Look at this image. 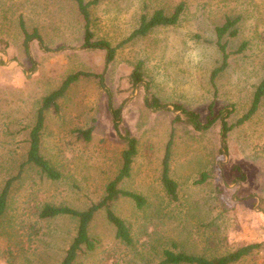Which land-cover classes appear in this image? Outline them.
Returning <instances> with one entry per match:
<instances>
[{"label":"rangeland","instance_id":"374dc122","mask_svg":"<svg viewBox=\"0 0 264 264\" xmlns=\"http://www.w3.org/2000/svg\"><path fill=\"white\" fill-rule=\"evenodd\" d=\"M180 3L176 24L124 43L106 64L104 50L82 45L83 19L71 0H0V190L16 177L0 218V264L60 263L77 219L39 212L45 204L83 210L100 200L120 168L124 133L137 139V153L118 186L146 202L138 208L120 197L111 208L132 242L120 241L99 209L88 225L94 248H82L73 264H156L165 248L211 258L255 242L260 247L233 264H264V96L250 119L227 132L224 147L221 135L223 122L247 112L264 74V0H100L90 7L91 29L116 45L142 14H171ZM19 16L42 37L29 41V54ZM226 20L235 32L223 36L228 65L213 87L222 63L215 29ZM139 62L143 81L133 85ZM78 70L101 73L105 88L97 77H80L44 111L39 151L60 173L51 180L25 164L29 132L42 97ZM153 98L162 106H151ZM185 113L215 122L197 130ZM90 126L89 138L78 132ZM170 137L176 200L160 180Z\"/></svg>","mask_w":264,"mask_h":264},{"label":"trees","instance_id":"16d2710c","mask_svg":"<svg viewBox=\"0 0 264 264\" xmlns=\"http://www.w3.org/2000/svg\"><path fill=\"white\" fill-rule=\"evenodd\" d=\"M75 3L77 12L83 19V36H82V45L88 48H98L105 51V62L110 63L118 48H120L124 43L132 40L135 37L146 35L152 28L157 26H165V25H174L178 22L182 11L184 10L183 3L178 4L171 14H165L163 10H155L150 16L146 14H142L140 17V21L138 26L133 29V31L121 42L116 45H112L105 39L95 38L93 31L91 29V13L90 7L96 5L100 0H71ZM234 21L226 20L221 26L216 27V45L222 53V63L221 65L214 69L211 74V84L215 87L213 80L217 76V74L222 71L228 65L229 52L227 51V42L223 40V36L226 33L231 35L234 34L235 30H230ZM19 29L23 35V47L27 54H29V41L32 38L38 39L40 42L42 41V37L38 34L37 30L34 29L32 32H29L26 28L25 21L22 16H19L18 19ZM244 45H242L238 51L243 49ZM141 63L136 64L134 69L130 74V79L133 85L140 83L143 81V76L141 73ZM97 77L99 82L103 88L104 86V78L101 73H92L87 71H74L67 74L64 79L61 81L59 86L53 90H51L48 94L42 97L40 105L36 111L34 124L29 132L28 139V150L26 153L25 164H33L39 168L40 172L43 173L47 178L51 180L58 179L60 177V173L57 169H55L48 160H46L39 151L40 145V135L41 130L44 126V111L53 106L56 108V100L64 95L69 86L77 81L80 77ZM264 96V74L256 86L255 91L253 93V98L248 108L247 112L244 113L241 117L237 119V121L233 125H227L223 122L221 135H222V143L223 147L225 145L224 138L226 137L227 132L236 125L242 124L244 121L250 119L252 115L257 111L259 104ZM151 106L160 107L162 106L160 102L153 98L150 103ZM210 104V110H211ZM183 109L179 106H175V111H182ZM183 112V111H182ZM118 111H115L117 114ZM184 113V112H183ZM188 119L191 120L192 125L197 130H206L210 128L215 122V117L208 116L204 123L197 120L195 116L189 115L185 113ZM178 115L174 116V120L179 119ZM115 127L117 125L115 124ZM93 130V127L90 126L85 130H79L85 138L90 137V133ZM120 137L125 141V148L121 151V165L117 172V174L106 184L104 189V194L100 200L97 202H92L86 209L78 210L66 205H51L45 204L41 211L39 212V216L42 218L54 217L58 215H67L70 217H74L77 219V229L74 237L72 238L69 246L67 247L61 261L59 264H73L77 254L82 248L87 250H92L94 248V241L88 236V225L94 214L99 209H104L107 220L114 225L115 227V235L125 244H131L132 237L129 231L128 226L117 216L111 208V205L114 201L119 199L120 197H128L132 199L135 205L138 208H141L145 204V198L134 191L124 190L118 186L120 181L124 178L130 176L131 164L134 156L137 153V139L130 135L129 133L119 134ZM172 145V138L170 137L165 151L161 160V175L160 180L162 186L169 196L170 199H177V184L174 179L170 176L169 170V160H170V148ZM16 177L8 178L3 187L0 190V218L4 214L7 208V200L9 191L11 188V184ZM206 179V174H201V179L198 182H203ZM260 247V242L249 243L242 245L236 248L233 251L228 253L216 256V257H205L203 255H196L187 253L181 250H175L170 248H165L162 251V257L159 262L156 264H233L239 261L242 257L249 255L255 249Z\"/></svg>","mask_w":264,"mask_h":264}]
</instances>
